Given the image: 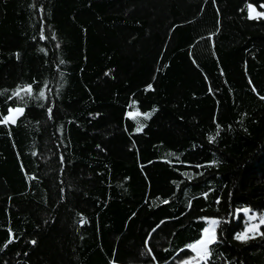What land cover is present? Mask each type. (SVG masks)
<instances>
[{"label": "trees", "instance_id": "trees-1", "mask_svg": "<svg viewBox=\"0 0 264 264\" xmlns=\"http://www.w3.org/2000/svg\"><path fill=\"white\" fill-rule=\"evenodd\" d=\"M249 4L264 11L0 0V121L25 108L0 123V264H180L207 217L210 264H264V238L234 239L236 209L264 214V19Z\"/></svg>", "mask_w": 264, "mask_h": 264}, {"label": "snow or ice", "instance_id": "snow-or-ice-1", "mask_svg": "<svg viewBox=\"0 0 264 264\" xmlns=\"http://www.w3.org/2000/svg\"><path fill=\"white\" fill-rule=\"evenodd\" d=\"M260 7L264 8V4H261ZM248 9H249L248 19L250 20L264 19V11H257L256 7L253 6L252 4L248 5ZM41 11H43V9H41ZM51 38L53 40L56 39L54 34L52 35ZM40 39L41 40L48 39V37L44 33L43 26L41 27ZM56 47H59V44H57ZM41 51H44V49L42 48ZM17 58H19V54H17ZM60 63L62 64L63 61H60ZM45 87H47V85H45ZM148 87L149 89H151V85H149ZM32 94H33L32 86L28 85L24 88H17L16 91L12 93V97H20L21 99H23V97L25 96L31 97ZM12 97H9V98L11 99ZM260 98L264 99V96ZM36 99H47L45 91L41 90L38 96L36 97ZM24 111H25L24 107L10 108L9 115L4 117V119L0 121V123L7 124L11 122L12 124H15L17 121V118L23 115ZM155 111L156 109H153V112ZM48 114H49V118H51L52 116L51 107L48 108ZM152 114L153 113L150 112V113H144L143 115L145 119H150ZM130 115H140V113L138 112L130 113ZM144 127H145L144 124H140L136 128V131L142 132ZM217 127L219 128V125H217ZM218 135H219V131H217L216 133V136ZM216 136H209L208 137L209 143H212L213 141H215ZM198 167H201V166H198ZM185 175H188V174L185 173ZM188 178L191 179L192 177L188 176ZM204 195L206 198L207 193H205ZM164 203L167 204L168 201L165 200ZM217 203H219V200H217ZM240 212H242L248 218L249 223L247 224L244 231L235 234L234 239L237 241H240L241 243H247L249 240L255 239L257 236L264 238V232L260 231L261 227L264 226V216L258 217L257 214L252 212L250 208L237 209V213H240ZM257 220H258V223L252 222V221H257ZM86 222H87L86 219L81 217L80 223L83 225ZM220 223L221 221L219 220H212L210 227L205 228L203 230L202 238L198 240L197 242H195L194 244L187 246L193 253H195V255L190 256L186 260H183L181 264H210L211 257H212V251H213L212 246L220 242L219 237L217 235V228L219 227ZM153 231H155V229ZM9 232H10V237H9V240L4 245V247H7L8 244H11L14 242V239H15L14 234L11 233L10 229H9ZM30 243L32 245H35L36 241L32 240L30 241ZM146 246H147V241H146ZM151 251H152L151 248H148V252L151 253ZM181 251H183V249ZM153 259H155V257H153Z\"/></svg>", "mask_w": 264, "mask_h": 264}, {"label": "rangeland", "instance_id": "rangeland-1", "mask_svg": "<svg viewBox=\"0 0 264 264\" xmlns=\"http://www.w3.org/2000/svg\"><path fill=\"white\" fill-rule=\"evenodd\" d=\"M257 9V8H256ZM248 11H249V9H248ZM257 11H261V10H259V9H257ZM15 108H17V107H15ZM9 115V113L7 114V115H5L4 117H6V116H8ZM4 117L2 118V120L4 119ZM1 120V121H2ZM243 208H248V207H241V208H238V209H243ZM252 212H254L255 214H257V212H255V211H252ZM239 214H243L242 212H240V213H237V209H236V211H235V214H234V216H235V218H238L239 217ZM243 216H244V227H243V229L241 230V231H239V232H242V231H244L245 230V228H246V226H247V224L249 223V221H248V218L243 214ZM257 216L259 217V216H264V214H262V215H260V214H257ZM212 220H217L216 218H214V217H207V218H205V227H204V229L205 228H208V227H210V224H211V221ZM253 223H258V220L257 221H252ZM203 229V230H204ZM202 236H203V231H202ZM202 236H201V238H202ZM200 238V239H201ZM199 239V240H200ZM197 242V241H196ZM193 255H195V253L193 254ZM192 255V256H193ZM189 257H187V258H185V259H182V260H180V264H181V262L183 261V260H186V259H188ZM113 264H116V263H113Z\"/></svg>", "mask_w": 264, "mask_h": 264}]
</instances>
